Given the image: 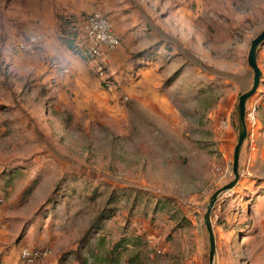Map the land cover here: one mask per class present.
I'll return each instance as SVG.
<instances>
[{
    "label": "rangeland",
    "instance_id": "obj_1",
    "mask_svg": "<svg viewBox=\"0 0 264 264\" xmlns=\"http://www.w3.org/2000/svg\"><path fill=\"white\" fill-rule=\"evenodd\" d=\"M66 1L0 0V264L23 248L57 264H209L205 213L235 179L264 0H124L138 48L104 78ZM33 34L73 39L81 68L14 49ZM256 58L257 126L212 209L215 264H264V42Z\"/></svg>",
    "mask_w": 264,
    "mask_h": 264
},
{
    "label": "built area",
    "instance_id": "obj_2",
    "mask_svg": "<svg viewBox=\"0 0 264 264\" xmlns=\"http://www.w3.org/2000/svg\"><path fill=\"white\" fill-rule=\"evenodd\" d=\"M84 35H85V44L87 52L92 56L96 62V69L98 74L104 78L105 77V69L104 64H110V53L117 50L122 45V40L120 37L114 32L113 26L109 20V18L101 13L94 12L87 16L84 27H83ZM38 37L37 43L32 44L27 39L20 40L14 44V49L22 54L34 55L41 49L44 45L45 37L42 34H33ZM60 75H65L69 72H63L60 69ZM111 84L106 81V87L111 88ZM256 111V109H254ZM246 125L247 132L252 136L254 130L257 126V120L255 118V114L251 109L246 112ZM3 203V199L0 198V206ZM148 243L151 247L158 250L161 253V249L159 247V239H155V237H151L148 239ZM51 251L49 249H43L41 251H30L28 248L21 249L20 259L26 264H32L39 260H45ZM190 264H196L194 262Z\"/></svg>",
    "mask_w": 264,
    "mask_h": 264
},
{
    "label": "crops",
    "instance_id": "obj_3",
    "mask_svg": "<svg viewBox=\"0 0 264 264\" xmlns=\"http://www.w3.org/2000/svg\"><path fill=\"white\" fill-rule=\"evenodd\" d=\"M40 1H43V0H40ZM59 1L62 2L63 0H58V3ZM65 5H68V6L72 5L70 7L69 13H72L76 17H81L83 15H86L83 19L82 29L84 27V23H85L87 16L91 13L101 12L109 18L113 26L114 32L122 39V45L117 50L110 53L109 54L110 57L114 58L120 54L121 55L127 54V57H130V53L134 51V49H136L137 47L135 43L136 41L133 39L137 33V32L135 33V30H134L136 27H131L134 25H131V23L129 22L131 20V17L127 15L129 6L124 0H67L65 2ZM123 21H128V24H126V27H125V24H123ZM51 41H52V38L46 37L44 41V45H43L44 50L46 49V46L47 48L48 46H50ZM84 41H85V35H84L83 42ZM159 245H160V239H159ZM18 254H19L18 257L15 252L9 253V255L7 256L4 255L3 263L24 264L23 262L18 261L20 259V251ZM50 257L46 258L44 261H42V263L44 262L43 264H57V261L54 259H51Z\"/></svg>",
    "mask_w": 264,
    "mask_h": 264
},
{
    "label": "water",
    "instance_id": "obj_4",
    "mask_svg": "<svg viewBox=\"0 0 264 264\" xmlns=\"http://www.w3.org/2000/svg\"><path fill=\"white\" fill-rule=\"evenodd\" d=\"M263 42H264V31H262V33L252 41L251 49L248 55V63L254 71L253 85L247 92L243 93L239 98L240 131H239L238 143L234 150V161H233V173L235 175V179L213 194V196L211 197L208 203L207 211L205 213V225L209 235V264H215L216 252H217L216 239L213 231L211 213L215 205V202L217 201L219 196L225 192L232 190L237 185L240 179V156H241L242 146L244 145V142L247 138L246 106L249 98L256 93L261 82V70L257 63L256 53L258 47Z\"/></svg>",
    "mask_w": 264,
    "mask_h": 264
},
{
    "label": "clouds",
    "instance_id": "obj_5",
    "mask_svg": "<svg viewBox=\"0 0 264 264\" xmlns=\"http://www.w3.org/2000/svg\"><path fill=\"white\" fill-rule=\"evenodd\" d=\"M32 44L37 43L38 37L32 35L29 37ZM46 52L50 57L59 61V66L63 72H69L73 70H79L81 63L74 53L70 49L62 46L59 42L51 44L46 48Z\"/></svg>",
    "mask_w": 264,
    "mask_h": 264
},
{
    "label": "trees",
    "instance_id": "obj_6",
    "mask_svg": "<svg viewBox=\"0 0 264 264\" xmlns=\"http://www.w3.org/2000/svg\"><path fill=\"white\" fill-rule=\"evenodd\" d=\"M63 36V35H62ZM62 36H60L59 38H60V42L62 43V44H64L65 46H66V48L67 49H70L73 53H77L78 52V49H77V47H76V45H75V43H74V41H73V39H71V40H66V39H63V37ZM258 49H259V47H258ZM257 49V50H258ZM101 219H102V217H101ZM90 233V232H89ZM63 260V259H62ZM62 260L60 261L59 260V264H63L62 263ZM41 261H44V260H39V261H36V262H41Z\"/></svg>",
    "mask_w": 264,
    "mask_h": 264
}]
</instances>
